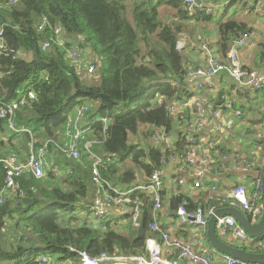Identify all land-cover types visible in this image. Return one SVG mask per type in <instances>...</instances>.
Here are the masks:
<instances>
[{
    "label": "trees",
    "instance_id": "obj_1",
    "mask_svg": "<svg viewBox=\"0 0 264 264\" xmlns=\"http://www.w3.org/2000/svg\"><path fill=\"white\" fill-rule=\"evenodd\" d=\"M162 5L168 7L160 11ZM199 9L186 0H0L5 43L0 50V191L6 187L5 161L25 162L33 142H63L67 124L77 121L70 115L84 102L90 105L87 124H81L91 129L85 138L92 136L89 150L118 158L102 168L103 177L123 189L147 182L161 164L162 150L131 143L130 135L146 127L150 138L155 126L176 128L167 105L187 93L180 35L189 21L212 23V15ZM214 22L218 39L211 46L226 61L230 48L253 27L235 12ZM45 42H50L47 49ZM75 47L85 49L87 61L96 65L91 76L85 74L84 62L69 57ZM28 91H34L35 98L22 101ZM16 101L13 113L1 116V107ZM11 121L29 131H14ZM185 140L177 141L179 150ZM89 150L80 145V159L63 152L64 159L54 163L57 155L50 161L64 171L49 170L43 178L25 171L16 187L6 190L0 204V264H81L83 251L92 257L146 252L147 237H138V228L128 222L118 223L129 215L94 218L89 210L97 195ZM126 160L136 168H122ZM181 189L164 188V204L170 199L177 209L187 199L191 210L203 204H191V195ZM134 196L148 229L155 202L146 191L137 190ZM41 255H47L49 263L42 262Z\"/></svg>",
    "mask_w": 264,
    "mask_h": 264
},
{
    "label": "built area",
    "instance_id": "obj_2",
    "mask_svg": "<svg viewBox=\"0 0 264 264\" xmlns=\"http://www.w3.org/2000/svg\"><path fill=\"white\" fill-rule=\"evenodd\" d=\"M186 2L193 7L198 0H186ZM60 30L61 28H58L57 32ZM249 37L250 34H246L235 42L228 52L226 61L221 59L217 50L209 42L199 44V49L203 53V64L191 66L185 74V78L192 82L188 84L189 87L186 88V91L193 93H185L182 98L173 99L167 105V110L177 123L176 128L172 130L159 126L152 128L150 138L153 145L162 150V161L159 166L155 167L147 182L139 183L130 189L113 185L103 177L102 168L107 169L108 165L117 162L118 158L113 155L94 154L89 150L90 143L86 144V148L94 157L92 175L97 195L92 205L89 206L94 218L107 216V206L116 205L126 208L123 214L130 216L128 223L132 227L138 228L143 209L138 197L134 196L135 191L149 192L155 204L153 219L148 224L145 253L131 256L101 253L97 257H92L83 251L80 252L81 264H182L183 260H189L194 264H263L243 261L221 253L210 245L208 248L197 251L181 238L172 237L159 220V213L165 209L161 191L168 186H181L183 192L189 195L211 192L205 205L198 204L191 210L188 208L187 199H185L176 209L177 221L180 225L199 227L205 233L211 216L217 209L224 206L239 207L246 214L252 216L253 221H258L263 214L264 150L261 158L257 160L249 153L244 154L239 150L217 147L220 145V138L223 135L235 133V122L245 115L243 101L247 100L249 95L264 90V72L247 67L240 57V48ZM4 45L3 29L1 28L0 50L4 48ZM49 46L50 42H45L43 49H47ZM178 48L181 50L183 46L179 44ZM87 55L83 48L75 47L69 50V57L81 63L85 61ZM95 70V64L89 66L90 73ZM214 76H220L221 79L226 77V85H216L211 80ZM205 88L210 90L211 98L204 95ZM28 98H35L34 91L24 93L21 100L25 101ZM17 106V101L3 105L1 116L13 113ZM89 110V103L84 102L74 108L73 114L80 119ZM188 114H190V118ZM103 120L106 121V119ZM10 128L14 131L28 130L26 128L17 129L12 121ZM90 130V128L81 126L78 121H70L64 132V144L46 140L42 145L36 146L33 142L25 162L6 160L5 163L8 166L5 179L6 187L0 191V204L4 202L6 190L14 189L17 177L25 171L31 172L36 178L45 177L49 170L57 173L64 171L61 167L52 165L49 158L50 153L61 150L68 158L80 159L81 139ZM215 133H217V139L215 141L211 139V144L207 146V139L214 138L212 135ZM184 137L186 138L185 148L179 150L177 141ZM247 140H251L252 145H259L264 149V135L261 132L249 135ZM228 163H231L239 172L246 174L255 169L258 171L252 180L254 185L252 192L248 190L249 185L241 182L233 184L223 194L216 193L218 191V176L225 171ZM168 169L174 171L172 174L176 177L173 180L168 177ZM212 201L215 202L211 203ZM81 214L85 215L86 211H82ZM118 223L125 224L123 221ZM217 230L224 240L226 239L232 244L239 245L251 252H264V239L256 240L233 216L227 215L219 218ZM40 259L42 262L49 263L47 255H41Z\"/></svg>",
    "mask_w": 264,
    "mask_h": 264
},
{
    "label": "crops",
    "instance_id": "obj_3",
    "mask_svg": "<svg viewBox=\"0 0 264 264\" xmlns=\"http://www.w3.org/2000/svg\"><path fill=\"white\" fill-rule=\"evenodd\" d=\"M194 6L198 4L199 10L207 12V15H213L216 11L221 12L226 7H230L232 5L239 6L235 12V16L239 18L241 21L247 22L250 26L253 27L252 32L250 34V37L245 42V44L240 48V57L243 61V63L253 69H257L261 72H264V0H247L246 2H234L233 0H198ZM252 5L251 8L249 6ZM168 6L162 5L160 6V11H164ZM248 8V9H247ZM249 12V13H248ZM248 13V16L246 14ZM201 25H205L201 20L200 21H189L187 22V29L189 30V37L183 38L186 40V42H191L193 44H196L195 41L207 42L212 44H215L218 39V29L216 25H212L209 27V24L205 27H201ZM184 33V32H183ZM199 44L195 45L196 47L191 46V51H188L187 57L185 58L186 68L190 66H198L203 64V53L199 49ZM186 45L183 46L181 49L182 51L184 49L187 50ZM214 47V46H213ZM180 50V51H181ZM183 55V52H182ZM226 77L220 76H214L211 78V80L216 84L220 86H225ZM192 82L189 80H186L184 83L185 89L188 88V84H191ZM187 93H193L188 92ZM203 93L205 96L210 97V90L208 88H205L203 90ZM212 94V92H211ZM88 103V102H87ZM243 110L245 112V115L242 117V119L235 122V133L233 135H229L230 133H226L228 135H223L221 139V142L225 139H229L230 141H233L234 143H239L235 146V148H231L229 146H224L227 148L239 150V147L241 146V142L244 140V136L247 138L249 135H252L256 132H261L264 135V90L259 91L255 94L249 95L247 100L243 101ZM70 115L73 119H76L79 124H82L85 126L87 124L85 117H82L80 120L79 118H76V116L73 114ZM212 133V131H211ZM222 134V133H221ZM220 134V135H221ZM214 138L211 137L214 141L217 139V133H215ZM63 140L65 142V138L63 135ZM247 141V139H246ZM220 142V145L222 143ZM263 143V142H261ZM247 146V145H246ZM253 148L250 149L251 156H253L254 159H260L263 155V148L259 145H252ZM240 151V150H239ZM258 162V161H257ZM256 162V163H257ZM174 171L173 169H168V177L170 180H173L176 176L172 174ZM258 171L255 169L253 172L246 174L243 172H239L236 170L231 163H228L226 165V169L224 172H222L218 176V191L217 194H223L225 190L230 188L235 183H244L249 185V192H252L254 185H253V179L255 178V174ZM168 186L167 188L169 189ZM182 190V189H181ZM183 193V190L181 191ZM211 192H204L199 194H191V204H195L197 202H201L205 204L209 200V195ZM170 203V199L165 202V209L159 213V220L166 228L167 231H169L174 238H181L183 241L189 243L195 250L199 251L200 249L208 248L209 244L207 242L206 233L202 228L194 227V226H182L177 221V215H173L171 212H169L168 206ZM172 207V205H171ZM108 209V216L112 217H120L121 215L127 216L128 214H123V212L126 210L124 207L116 206V205H109L107 206ZM173 211L176 212V209H173ZM119 221L128 222L129 220L121 219ZM118 221V222H119ZM221 236V235H220ZM222 237V236H221ZM165 253L168 254V252L165 251ZM182 264H194L190 262L189 260H183Z\"/></svg>",
    "mask_w": 264,
    "mask_h": 264
},
{
    "label": "water",
    "instance_id": "obj_4",
    "mask_svg": "<svg viewBox=\"0 0 264 264\" xmlns=\"http://www.w3.org/2000/svg\"><path fill=\"white\" fill-rule=\"evenodd\" d=\"M198 8V4L194 6ZM180 81L181 79L178 78ZM169 212L176 215V212L172 210L171 204L168 206ZM233 216L237 219L239 224L245 229L247 233L253 236L256 240L264 239V211L258 221H253L248 214L242 209L236 206H224L215 211V214L211 216L208 222L206 230L207 242L210 246L214 247L221 253L231 255L232 257L241 259L246 262L255 263L260 262L264 264V252H251L239 245L232 244L224 240L218 233L217 221L224 216ZM147 229L143 219L140 220L138 227V237H146Z\"/></svg>",
    "mask_w": 264,
    "mask_h": 264
},
{
    "label": "rangeland",
    "instance_id": "obj_5",
    "mask_svg": "<svg viewBox=\"0 0 264 264\" xmlns=\"http://www.w3.org/2000/svg\"><path fill=\"white\" fill-rule=\"evenodd\" d=\"M254 1V0H253ZM252 7V5H250L249 6V8H251ZM237 8H239V6H234V5H232V6H230L229 7V13L228 14H226V13H224L223 12V10L221 11V12H215L213 15H212V23H210V21H207L206 23H204L205 25H201V27H205L206 25H208L209 24V27H211L215 22L214 21H217L218 19H220V18H228V17H232V16H234V11H236L237 10ZM248 9V8H247ZM249 13V12H248ZM248 13L246 14V16H248ZM184 32V33H183ZM182 33H181V35H180V40H179V43L178 44H180L181 46H184V45H186V46H188L187 47V50L186 49H184L183 51L181 50V53L183 52V57H184V59L187 57V52L188 51H191L192 49H191V46H193L194 45V47H196L195 45H198L199 43H200V41H195V43L196 44H193V43H191V42H186V40L185 39H183V38H188L189 37V30L188 29H185L184 31H183ZM62 39H64V37H62ZM188 40H190V37L188 38ZM190 41H192V40H190ZM88 56V55H87ZM91 56V55H90ZM188 58V57H187ZM86 59H87V57H86ZM86 59H85V61H86ZM90 59L91 60H94L93 59V57L91 58L90 57ZM85 61H84V65H85V74H88L89 76H91V74L92 73H90V71H89V66L90 65H92L90 62L91 61H87L86 63H85ZM191 67V66H190ZM190 67H188V68H190ZM97 69V68H96ZM159 98H161V97H159ZM85 117V119L87 120V118H88V116L87 115H85L84 116ZM81 119H82V117H81ZM80 119V120H81ZM144 128V127H143ZM144 132V133H143ZM147 132H148V129L145 127L139 134H136V135H130V142L131 143H140L141 145H145V148H148L150 145H153V142H152V140H151V138H149V135L147 134ZM87 133V132H86ZM86 133L83 135V138H84V140L82 141V144H88V143H90L89 141H91L90 139H91V134H90V137H89V134H88V137H87V139H85L86 138ZM85 136V137H84ZM246 137L244 136V140L240 143L241 144V146L239 147V150L242 152V153H244V154H250L251 153V151H250V149L251 148H253V146H252V143H251V140L250 141H246ZM211 137L210 138H208L207 139V146H209L211 143ZM65 142H64V140H63V142H61V144H64ZM222 145L223 146H229V147H231V148H235V146L237 145V144H239V143H234L233 141H230L229 139H225V140H223L222 142ZM81 144V145H82ZM247 145V146H246ZM57 155H58V157H57ZM55 157H57V159H55L54 160V163H57L58 161H60L61 159H64V155H63V151H61V150H59V151H55L54 153H50V155H49V158H50V160L52 161V159L53 158H55ZM121 167L122 168H131V167H134V168H136V166L134 165V163L131 161V160H126L122 165H121Z\"/></svg>",
    "mask_w": 264,
    "mask_h": 264
},
{
    "label": "clouds",
    "instance_id": "obj_6",
    "mask_svg": "<svg viewBox=\"0 0 264 264\" xmlns=\"http://www.w3.org/2000/svg\"><path fill=\"white\" fill-rule=\"evenodd\" d=\"M199 2V1H198Z\"/></svg>",
    "mask_w": 264,
    "mask_h": 264
}]
</instances>
